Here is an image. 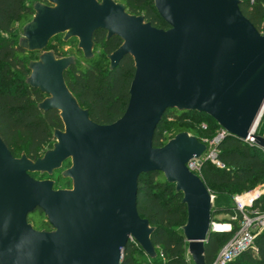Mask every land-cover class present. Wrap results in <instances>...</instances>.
Returning a JSON list of instances; mask_svg holds the SVG:
<instances>
[{"label": "water", "instance_id": "95a60500", "mask_svg": "<svg viewBox=\"0 0 264 264\" xmlns=\"http://www.w3.org/2000/svg\"><path fill=\"white\" fill-rule=\"evenodd\" d=\"M168 28L131 14L116 0H38L18 44L39 53L30 60L26 83L45 98L42 111L57 110L63 129L42 156H14L0 135V264H121L134 240L151 258L155 227L137 209L138 180L162 172L183 194L187 221L182 227L194 264H207L215 198L188 163L206 145L189 132L162 147L153 139L168 109L204 112L245 142L264 111V24L259 30L242 12L241 0H154ZM122 44L108 54L110 69L131 55L135 73L124 114L99 124L70 90L66 71L77 58L48 49L63 34L77 38L86 59L94 57V33ZM253 144L264 151V137ZM66 161L62 176L70 188H55L52 175ZM41 209L51 229L28 220Z\"/></svg>", "mask_w": 264, "mask_h": 264}, {"label": "trees", "instance_id": "16d2710c", "mask_svg": "<svg viewBox=\"0 0 264 264\" xmlns=\"http://www.w3.org/2000/svg\"><path fill=\"white\" fill-rule=\"evenodd\" d=\"M116 1L123 3L129 13L143 15L158 28L169 27L159 15L154 0ZM33 4H28L27 0H0V135L14 156L16 150L24 148L28 157L36 159L53 147V132L55 129H63V122L57 110L45 112L38 108V103L45 98V94L26 83L30 74L28 64L33 60L30 53L33 52L20 47L18 41L22 26L34 14ZM241 10L259 30L262 29L264 0H256L253 4L249 0H242ZM93 39L95 55L92 59H86L83 52L72 45L71 39H63L52 50L58 56L71 54L77 58L76 64L65 73L70 90L81 105L89 109L94 121L111 124L124 114L127 107L129 88L135 73L134 60L128 54L111 70L108 54L122 44V39L118 36L107 39L104 29L97 30ZM98 46L101 47V52L96 51ZM171 115H174L173 118H170ZM202 121L208 123L207 130L201 129ZM219 128L221 126L204 112L168 109L157 127L153 144L155 147H162L181 132H189L201 140L203 137L213 136ZM263 130L264 115L258 133ZM218 155L224 168H219L210 161H203L198 173L212 195L216 193L225 196L229 201L221 204L217 195L214 196L212 220L218 213H225L230 217L236 215L234 196L264 184V151L254 144L227 135L219 144ZM67 164L70 161H66L63 167ZM63 167L52 175L46 174L58 175V180H54L55 188L72 186V181L62 176ZM138 190L137 209L155 227L152 242L157 255L149 257L137 242L131 240L123 250L121 264H191L188 241L182 230L187 221L183 194L177 192L175 184L169 183L160 171L143 173L138 180ZM255 206L264 210V193L255 201ZM237 216V220H226L232 223L231 231L211 229L205 243L207 264L213 263L224 244L239 229L242 216L239 212ZM28 220L39 230L52 228L39 208L29 214ZM138 253L146 255L144 262L136 257ZM229 264H264V232L255 237L253 247L242 252Z\"/></svg>", "mask_w": 264, "mask_h": 264}, {"label": "built area", "instance_id": "2783aa9c", "mask_svg": "<svg viewBox=\"0 0 264 264\" xmlns=\"http://www.w3.org/2000/svg\"><path fill=\"white\" fill-rule=\"evenodd\" d=\"M242 1V0H241ZM253 4L256 0H249ZM264 24V23H263ZM262 31V29H261ZM264 115V111L259 120L255 124L252 130V135L245 142L253 144L256 136L264 137V130L262 133H258V128L261 125V121ZM200 127L203 130H207L209 125L206 121L200 123ZM227 136V132L222 127L219 128L213 136H206L201 139L206 145V151L200 158H194L188 163V167L195 173H199L203 161H210L219 168H224L225 165L219 159V144ZM264 191L255 194L253 191H247L234 196V210L236 215H232L231 220H237V212L242 216L240 220L239 229L232 235V237L224 244L215 260L212 264H229L232 260L238 257L242 252L250 247H253L255 237L264 232V210L255 206V201L262 195ZM214 197V195H213ZM218 223L212 220L211 229L213 231H231L232 223L225 222L223 225L225 228L218 229ZM256 250V248L254 247Z\"/></svg>", "mask_w": 264, "mask_h": 264}, {"label": "rangeland", "instance_id": "374dc122", "mask_svg": "<svg viewBox=\"0 0 264 264\" xmlns=\"http://www.w3.org/2000/svg\"><path fill=\"white\" fill-rule=\"evenodd\" d=\"M35 1H36V0H27V3H28V4H33ZM62 41H63V35H58V36H56V37L51 41V45L49 46V48H50V49H53L54 47H56L57 45H59L60 43H62ZM70 41H71V43H72L73 46H77V44H78V40H77V39L73 38V39H71ZM96 51H97V52H101V47L98 46V47L96 48ZM38 54H39V53H37V52L30 53V57H31V59H36L37 56H38ZM173 116H174V115H171L170 118H173ZM170 118H169V119H170ZM23 152H24V148H20V149L16 150L15 155H16L17 157H20L21 154H22ZM69 165H70V164L65 165V166L63 167V169L66 168V167H68ZM34 177L37 178V179L51 178V179H53V180H55V181L58 180V175H56V176H48V175H46V174H44V175H40L39 173H35V174H34ZM251 191H253L255 194H258V193L264 191V184H259V185H257V186H256L254 189H252ZM213 195L215 196V195H217V194L214 193ZM214 198H215V197H214ZM217 199H218V201H220L221 204H227V203L229 202L228 199H227V197H225V196L217 195ZM229 218H230V216H229L228 214H225V213H218V214H216V215L214 216L213 221H215V222L218 223V224H219V223H220V224H223V223L227 222L226 220L229 219ZM132 242H135V241L132 240ZM136 257H137L141 262H144V261L146 260V255H145L144 253H143V254H142V253H138V254H136ZM190 263H191V264H194L191 258H190Z\"/></svg>", "mask_w": 264, "mask_h": 264}, {"label": "bare ground", "instance_id": "6f19581e", "mask_svg": "<svg viewBox=\"0 0 264 264\" xmlns=\"http://www.w3.org/2000/svg\"><path fill=\"white\" fill-rule=\"evenodd\" d=\"M217 227H218V229L225 228V226L223 224H220V223L217 225Z\"/></svg>", "mask_w": 264, "mask_h": 264}]
</instances>
